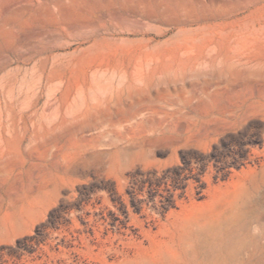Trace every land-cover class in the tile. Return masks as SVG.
<instances>
[{"label": "rangeland", "instance_id": "374dc122", "mask_svg": "<svg viewBox=\"0 0 264 264\" xmlns=\"http://www.w3.org/2000/svg\"><path fill=\"white\" fill-rule=\"evenodd\" d=\"M0 264H264V0H0Z\"/></svg>", "mask_w": 264, "mask_h": 264}, {"label": "bare ground", "instance_id": "6f19581e", "mask_svg": "<svg viewBox=\"0 0 264 264\" xmlns=\"http://www.w3.org/2000/svg\"><path fill=\"white\" fill-rule=\"evenodd\" d=\"M227 214L228 213H226V212H224V213H222L219 217H216V219H215V222H214V224H213V227L214 228H212V230H214L215 231V234H217L216 236H217V238H219L220 240H221V243H223V244H226L227 245V243L228 242H232L233 240H234V234H235V226H236V224H237V220H233L232 222H231V224H230V226H228V228L225 230L224 229V231H221V229L222 228H224V227H222L220 230L219 229H216V228H218L219 226H220V224H222V223H224V222H226V220L228 219V217H227ZM227 223V222H226ZM227 225V224H226ZM218 226V227H217ZM226 228V227H225ZM217 230V231H216ZM236 235V234H235ZM216 241H218V240H216ZM230 244V243H229ZM224 246V245H223ZM229 246V245H228ZM214 253V252H213Z\"/></svg>", "mask_w": 264, "mask_h": 264}]
</instances>
